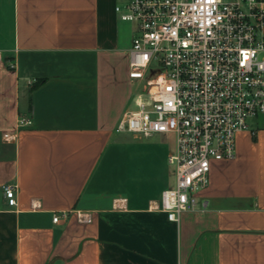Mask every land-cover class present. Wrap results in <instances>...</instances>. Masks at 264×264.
Wrapping results in <instances>:
<instances>
[{"label": "crops", "instance_id": "0c3cea01", "mask_svg": "<svg viewBox=\"0 0 264 264\" xmlns=\"http://www.w3.org/2000/svg\"><path fill=\"white\" fill-rule=\"evenodd\" d=\"M127 2L0 0V264H264V118L177 222L166 135L116 130L139 80Z\"/></svg>", "mask_w": 264, "mask_h": 264}, {"label": "built area", "instance_id": "2783aa9c", "mask_svg": "<svg viewBox=\"0 0 264 264\" xmlns=\"http://www.w3.org/2000/svg\"><path fill=\"white\" fill-rule=\"evenodd\" d=\"M116 9L136 24L129 76L145 84L116 130L175 133L168 162L176 183L162 191L159 207L177 222L206 209L200 194L212 163L233 159L237 133L264 113V0H129ZM3 188L16 205L14 185Z\"/></svg>", "mask_w": 264, "mask_h": 264}, {"label": "rangeland", "instance_id": "374dc122", "mask_svg": "<svg viewBox=\"0 0 264 264\" xmlns=\"http://www.w3.org/2000/svg\"><path fill=\"white\" fill-rule=\"evenodd\" d=\"M125 22H127L128 24H134L130 20H125ZM144 90H145L144 80H137L134 84V93L144 91ZM133 106H134V104L132 105V107ZM260 118H264V113H260L256 117L249 118L248 123L251 124L255 119H260ZM122 134L129 135V136H125L127 138V140L131 139L130 136L132 133L123 132ZM163 134L166 135L165 140L167 142V145L171 148V150H175V147H176V135H175V133L168 132V133H163ZM136 147H137L138 151H141V149H140L141 146L136 145Z\"/></svg>", "mask_w": 264, "mask_h": 264}]
</instances>
